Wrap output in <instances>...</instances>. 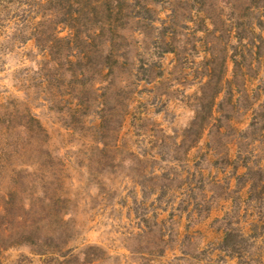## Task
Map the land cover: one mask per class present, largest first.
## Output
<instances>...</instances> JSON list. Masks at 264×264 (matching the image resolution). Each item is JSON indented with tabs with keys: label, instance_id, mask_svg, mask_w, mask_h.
<instances>
[{
	"label": "rangeland",
	"instance_id": "obj_1",
	"mask_svg": "<svg viewBox=\"0 0 264 264\" xmlns=\"http://www.w3.org/2000/svg\"><path fill=\"white\" fill-rule=\"evenodd\" d=\"M94 28L113 74L77 97ZM7 127L0 264H264V0H0Z\"/></svg>",
	"mask_w": 264,
	"mask_h": 264
},
{
	"label": "trees",
	"instance_id": "obj_2",
	"mask_svg": "<svg viewBox=\"0 0 264 264\" xmlns=\"http://www.w3.org/2000/svg\"><path fill=\"white\" fill-rule=\"evenodd\" d=\"M88 9H89L88 13L90 14L94 13L93 16L95 15L96 17L97 9L93 6L91 8L88 7ZM58 13L59 12H56L55 17H57ZM68 15H70V11L62 12L61 21L66 22L67 21L66 17ZM42 17L43 20L40 23H38L37 26H35L33 32L30 33V36L35 38L37 43L38 42L41 43L44 50L52 49L54 46L51 44H53L54 40H68L67 37H60L57 35L55 25L57 24L58 20H53L52 16H49L48 14L47 15L42 14ZM101 29H102L101 27L98 28V30ZM92 30L93 31L91 32V34L85 35L84 38L80 36L81 41L84 43L86 47H83L82 48L83 50L77 51L76 55L74 56L76 58V61L69 60V58L67 57V61L69 62V64L74 66L76 65V69L70 72V76L72 77V82H76V84L80 85L79 87H75V90L72 89L77 93V97H80V94L86 93L88 90L95 93L98 92V89L100 87L96 86L97 83H102L106 81L107 77H109V74L112 73V66L110 63H108V59L109 60L113 58L115 59V52L112 51L111 48L109 47L110 43L106 47L104 46V43L101 41L104 40L106 42L108 41L110 42L111 30H109L110 34H107L106 32L107 29H103V32L101 34L98 33V30L97 33H95L96 31L95 28ZM104 34L106 36L103 39L102 37ZM64 49L65 46L62 47V51ZM91 58H96L100 63L95 65L87 64V61ZM209 81H206L204 83V86H208V84H210ZM30 118L32 121H35V119L32 116H30ZM7 121L11 122L10 119H7ZM193 123L195 124V126H199L197 116L194 118ZM20 131L13 130L10 127H7L5 129L3 128L0 130V136L3 137V140L5 141L4 144L5 146L3 148L0 147L1 160L5 161V157H7V153H10V150H12V152H16L20 150L19 148L21 147H24L26 149L28 148V146L22 145L21 142H19L20 140L14 141L15 135H17L18 136L17 139H19L18 134ZM38 133L39 130H35V129L27 130L28 137L32 139L35 138ZM3 169H4V165L0 162V170L3 171ZM225 240H228V237Z\"/></svg>",
	"mask_w": 264,
	"mask_h": 264
}]
</instances>
